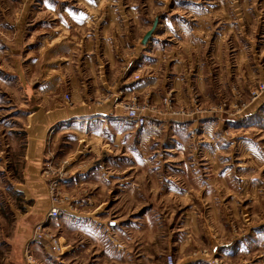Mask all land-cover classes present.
Segmentation results:
<instances>
[{"label": "rangeland", "instance_id": "obj_1", "mask_svg": "<svg viewBox=\"0 0 264 264\" xmlns=\"http://www.w3.org/2000/svg\"><path fill=\"white\" fill-rule=\"evenodd\" d=\"M261 83L264 0H0V238L33 202L15 183L37 135L60 216L24 264L39 223L60 251L43 238L32 264H264ZM86 106L107 114L93 148L39 133Z\"/></svg>", "mask_w": 264, "mask_h": 264}, {"label": "crops", "instance_id": "obj_2", "mask_svg": "<svg viewBox=\"0 0 264 264\" xmlns=\"http://www.w3.org/2000/svg\"><path fill=\"white\" fill-rule=\"evenodd\" d=\"M49 115L45 117L48 120L42 121V125H38L39 133H42L44 129H50L55 123L65 121L67 124H71L66 129H76L80 134H89L87 143L85 144L89 149L93 148V139L91 136L102 138L100 133L105 128L106 111L89 110V108L83 107L79 109L62 110L61 107H57ZM61 110V111H60ZM117 114V113H116ZM99 119L100 121H98ZM118 119V120H116ZM115 117L113 121H110L107 129L114 130V134L108 130L109 134L113 137V144L117 143L120 138V134L125 133V124ZM46 123V125H44ZM62 129V128H61ZM37 142L33 144L34 148L25 156V167L23 171L22 181L15 183L16 188L20 190H28L25 199L33 201L29 204L27 209L23 211V215L16 221L15 230L10 236L4 235L0 238V264H24L22 256V247L24 243L29 239L32 231V227L35 223L41 222L48 212V199L45 194V184L40 179V164L43 159V143L41 139L36 135ZM22 182V183H21ZM24 192V191H22ZM28 195V196H27ZM3 247L8 251H4ZM10 250V251H9ZM4 252V253H2ZM20 255V257H19Z\"/></svg>", "mask_w": 264, "mask_h": 264}, {"label": "built area", "instance_id": "obj_3", "mask_svg": "<svg viewBox=\"0 0 264 264\" xmlns=\"http://www.w3.org/2000/svg\"><path fill=\"white\" fill-rule=\"evenodd\" d=\"M264 89V84L261 83L258 87V90L253 92V98H257L259 96V92H261ZM130 114L136 115L133 113V111L130 112ZM48 191L49 194L52 196L51 199V206L49 208V211L47 213L49 219H55L58 216H60V207L56 203L58 201L57 193L59 190V186L56 181L54 180H48ZM43 225L39 223L35 228L33 232V237L30 240L29 245L25 246L24 248V256L26 259V262L28 264H32L33 261V251L35 249L34 244L38 245L40 242H43L42 239H45V242H43V246L47 248L51 253L56 254L57 252L60 251V241L58 238H51L48 237V234L43 232Z\"/></svg>", "mask_w": 264, "mask_h": 264}, {"label": "water", "instance_id": "obj_4", "mask_svg": "<svg viewBox=\"0 0 264 264\" xmlns=\"http://www.w3.org/2000/svg\"><path fill=\"white\" fill-rule=\"evenodd\" d=\"M151 33H152V30H150V31H148L146 34H145V36H144V38H143V43H145L146 42V40L148 39V37L151 35Z\"/></svg>", "mask_w": 264, "mask_h": 264}]
</instances>
